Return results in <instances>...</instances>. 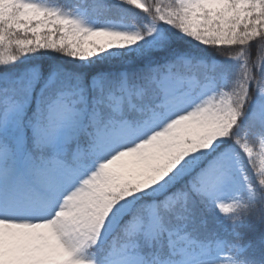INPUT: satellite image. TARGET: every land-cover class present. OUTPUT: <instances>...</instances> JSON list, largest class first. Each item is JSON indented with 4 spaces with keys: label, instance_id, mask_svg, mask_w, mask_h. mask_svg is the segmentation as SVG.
Masks as SVG:
<instances>
[{
    "label": "snow or ice",
    "instance_id": "6c2138e0",
    "mask_svg": "<svg viewBox=\"0 0 264 264\" xmlns=\"http://www.w3.org/2000/svg\"><path fill=\"white\" fill-rule=\"evenodd\" d=\"M0 264H264V0H0Z\"/></svg>",
    "mask_w": 264,
    "mask_h": 264
},
{
    "label": "trees",
    "instance_id": "16d2710c",
    "mask_svg": "<svg viewBox=\"0 0 264 264\" xmlns=\"http://www.w3.org/2000/svg\"><path fill=\"white\" fill-rule=\"evenodd\" d=\"M253 55L255 56V46L253 47Z\"/></svg>",
    "mask_w": 264,
    "mask_h": 264
}]
</instances>
